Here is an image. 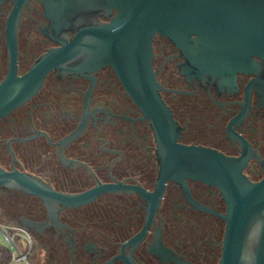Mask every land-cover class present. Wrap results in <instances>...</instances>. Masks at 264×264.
Segmentation results:
<instances>
[{
    "label": "flooded vegetation",
    "instance_id": "1",
    "mask_svg": "<svg viewBox=\"0 0 264 264\" xmlns=\"http://www.w3.org/2000/svg\"><path fill=\"white\" fill-rule=\"evenodd\" d=\"M17 1L0 0V84L9 74L41 72L43 57L88 21L56 30L40 0L22 3L16 15ZM151 50L158 93L180 128L176 144L239 159L252 183L264 178V60L254 57L232 78L195 72L159 33ZM164 158L163 143L109 64L82 50L53 65L28 100L0 117V167L60 196L0 188L1 228L26 243L22 250L13 241L17 255L10 251L7 264H218L227 207L221 188L176 170L173 153L168 174L177 176L164 178ZM100 187L86 202L66 199Z\"/></svg>",
    "mask_w": 264,
    "mask_h": 264
},
{
    "label": "water",
    "instance_id": "2",
    "mask_svg": "<svg viewBox=\"0 0 264 264\" xmlns=\"http://www.w3.org/2000/svg\"><path fill=\"white\" fill-rule=\"evenodd\" d=\"M14 8L16 15L22 3ZM44 15L56 30L78 27L72 41L48 52L39 66L22 77L8 75L0 84V117L28 100L37 90L44 73L58 62L89 50L93 60L109 64L123 87L149 120L165 147L167 157L176 155V170L183 175L218 185L227 203L221 217L226 221L223 248L218 264H264V178L250 182L236 167L239 159L214 150L176 144L179 126L158 93L159 84L151 66V41L159 33L170 39L187 58L195 72L234 77L264 60V0H40ZM107 23L89 24L102 15ZM89 36L91 40H84ZM93 38V39H92ZM38 75V76H37ZM37 76V77H35ZM180 166V167H179ZM16 188L41 198L60 196L46 190L32 176L0 167V188ZM96 188L68 196L82 203L97 195Z\"/></svg>",
    "mask_w": 264,
    "mask_h": 264
},
{
    "label": "rangeland",
    "instance_id": "3",
    "mask_svg": "<svg viewBox=\"0 0 264 264\" xmlns=\"http://www.w3.org/2000/svg\"><path fill=\"white\" fill-rule=\"evenodd\" d=\"M1 224H2V222H0V249H4V251H6V252L8 251L9 254H10V247L9 246L13 245V243H12V241L5 239V235L2 232V230H1V229H4V228H1L2 227ZM5 232L9 235L10 238H13V241L18 246H20V248L22 250L26 248V243L23 240H21V238L13 236L11 233L7 232L6 230H5Z\"/></svg>",
    "mask_w": 264,
    "mask_h": 264
},
{
    "label": "trees",
    "instance_id": "4",
    "mask_svg": "<svg viewBox=\"0 0 264 264\" xmlns=\"http://www.w3.org/2000/svg\"><path fill=\"white\" fill-rule=\"evenodd\" d=\"M3 250L4 249H2V256H1V259H0V264H7L10 261V254L7 251L6 255H5Z\"/></svg>",
    "mask_w": 264,
    "mask_h": 264
},
{
    "label": "built area",
    "instance_id": "5",
    "mask_svg": "<svg viewBox=\"0 0 264 264\" xmlns=\"http://www.w3.org/2000/svg\"><path fill=\"white\" fill-rule=\"evenodd\" d=\"M5 235V234H4ZM5 239L6 240H10V241H12V243H13V245H10L9 247H10V251L12 252V255L13 256H16L17 255V246H16V244L13 242V240H11L10 238H8L6 235H5ZM21 257V256H20Z\"/></svg>",
    "mask_w": 264,
    "mask_h": 264
}]
</instances>
